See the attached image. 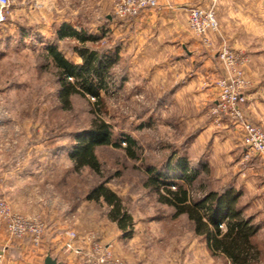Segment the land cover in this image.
Listing matches in <instances>:
<instances>
[{
  "label": "rangeland",
  "instance_id": "374dc122",
  "mask_svg": "<svg viewBox=\"0 0 264 264\" xmlns=\"http://www.w3.org/2000/svg\"><path fill=\"white\" fill-rule=\"evenodd\" d=\"M221 1L183 0L189 8L192 5L206 9L214 7L218 22V6ZM121 2L10 0L5 21L0 25V162L14 166L20 153L31 144L36 146L33 150L39 155L46 150L55 152L53 162H50L51 159L49 161L50 181L54 185L55 195L46 203L48 207L62 203L63 200L67 204L65 211L72 222L68 233H76L73 230V227H77L76 222L86 231L85 234L115 233L113 222L108 218L109 207L103 202L86 199L93 187L107 182V186L122 198L124 207L133 216L131 234H139L138 239L124 251L127 258L139 263L143 261V264H228L224 258L212 255L207 242L196 236L193 224L186 216L174 219L173 210L159 204L157 193L145 185L149 169L174 176L176 172L167 173V163L170 160L175 162L179 156H186L192 169L201 170L198 165L207 164L206 155L213 148L219 154L214 169L207 167L209 172L200 171L194 183L195 188L205 184L209 189L220 191L225 186H232L237 191L239 182L235 171L223 174L226 164L223 157L228 152V146H231L234 155L238 151L243 153L244 161L245 144L243 142V147L237 148L227 139L226 130L237 127L227 118L212 115L215 102L211 100L208 102V117L214 124L212 133L219 139L214 147H211L212 142L208 139L199 144L201 146L198 151H190L199 129L193 119L198 103L196 99L192 102L184 98L180 103H175L169 95H165L164 91L168 87L162 86V80L155 78L150 83L142 79L143 73L133 74L125 60L126 53H122L127 38V32H122V28H126L123 26L144 12L157 10L167 0H161L155 9H146L137 17L129 18L120 17L118 5ZM246 2L253 3V7L264 6V0ZM226 17L229 18L228 15ZM63 26L99 38L96 42L88 41L84 45L73 36L61 39L58 33ZM188 30L199 40L203 46L202 51L212 49L213 44L219 46L218 50L217 47L214 49L222 68V74L214 84L217 99V81L224 75L219 54L224 44H229L222 34L220 23L219 33L211 36L210 46L204 45L202 39L192 32L189 22ZM53 46L62 50L65 57L74 63L82 62L76 52L78 47H89L100 53L120 49L124 55H119L120 62L113 69L116 84L111 86L108 93H103L101 104L98 105L95 98L81 95L71 97L70 107L61 102L58 71L50 56V47ZM231 49L240 52L239 49ZM248 81L246 94L255 86L252 80ZM259 98L264 99V94ZM246 105L243 108L247 118L264 129V126L248 116ZM100 117L111 126L114 141L124 142L122 140L127 136L137 141L135 152L139 158H129L123 149L99 146L96 154L101 163V174L88 168L75 172L70 160L71 150L76 144L75 138L88 132ZM122 146H126V143H122ZM201 153H204L202 157ZM253 159L259 162L261 173L264 174V159L253 157L251 161ZM239 169L240 166H237L236 172ZM45 176L42 173L41 177ZM194 194L197 198L202 195L198 190ZM55 213L59 214L60 211L56 209ZM35 217L46 223L41 214ZM129 233L130 229L123 232L118 228V234ZM258 244L261 258L257 264H264V245ZM118 257L127 263L122 255Z\"/></svg>",
  "mask_w": 264,
  "mask_h": 264
},
{
  "label": "crops",
  "instance_id": "0c3cea01",
  "mask_svg": "<svg viewBox=\"0 0 264 264\" xmlns=\"http://www.w3.org/2000/svg\"><path fill=\"white\" fill-rule=\"evenodd\" d=\"M237 1L223 0L219 3L220 29L231 48L239 49L250 58L245 72L255 86L247 91L248 102L245 109L254 122L264 126V99L259 98L264 94V6L253 7V3L246 2L248 0ZM188 9L189 5L183 0H167L157 10L144 12L139 18L126 23L123 26L126 28H122V32H127L122 53H126L125 60L133 74L143 73L142 79L149 80L150 83L155 78L162 80V86L168 87L164 91L165 95H169L175 103H180L184 98L191 99L192 102L196 99L198 103L193 119L199 129L190 146V151L195 153L203 140L210 139L211 147H214L219 139L212 133L214 124L208 117V102L217 100L214 84L221 76L222 68L214 50L216 47L218 50V44H213L212 49L204 52L199 40L189 32ZM225 15L229 18H225ZM122 53L120 55H124ZM226 133L233 146L243 147V133L240 129H227ZM27 148L20 153L14 166L0 162V191L14 212L25 216L41 214L45 218L47 229L42 243L35 246L29 237L11 238L6 225L0 223V264H45L47 256H51L59 264H85L82 254L66 249L67 242L71 241L68 230L72 223L65 211L67 204L63 200L62 203L48 207L46 203L55 195L49 171V161L51 159L50 162H53L55 152L46 150L39 155L33 150L36 146L31 144ZM227 149L228 152L223 157L226 163L223 174L235 171L239 182L238 207L259 226L256 241L264 245V174L261 173L258 161L253 159L244 162L243 153L238 151L234 155L230 150L231 146ZM217 153L212 148L206 155V165L211 170L217 162ZM202 154L204 153L200 154L201 157ZM237 166H240L238 172ZM42 173L46 175L44 178L41 177ZM40 177L42 179L37 180ZM56 209L60 211L59 214L55 213ZM76 224L77 227H73V230L76 231L77 238L72 243L87 250L90 247L87 240L90 234H85L86 231L78 222ZM112 227L114 234L93 235L117 256L126 258L128 264H143V261L139 263L134 259L130 260L124 252L138 239L139 234L127 238L124 234H118L115 223H112Z\"/></svg>",
  "mask_w": 264,
  "mask_h": 264
},
{
  "label": "trees",
  "instance_id": "16d2710c",
  "mask_svg": "<svg viewBox=\"0 0 264 264\" xmlns=\"http://www.w3.org/2000/svg\"><path fill=\"white\" fill-rule=\"evenodd\" d=\"M70 28L63 26L58 33L59 37L62 39L68 35L73 36L83 45L88 41L96 42L99 38L86 35L83 31H72ZM76 52L82 60L81 63L67 59L58 47H50V56L58 71L59 98L66 107H70L73 95L90 96L99 105L103 101V93H108L111 86L116 84L113 69L120 62V49L100 53L82 46L76 48ZM75 141L70 153L75 172L88 168L98 175L101 174V163L96 154L99 146H113L123 149L133 160L139 158L135 152L137 141L131 136L125 137L122 140L124 142L114 141L111 126L101 117L88 132L76 136ZM122 143H126V146L123 147ZM198 166L201 170L192 169L188 158L179 156L175 162L170 160L167 163V173L176 172L174 176L149 169L145 186L157 193L159 204L173 210L174 219L181 216L188 218L193 224L196 236L207 242L214 257H222L228 264H257L261 258V250L256 241L259 226L238 207L239 193L232 186H225L220 191L209 189L205 184L195 188L194 183L199 178L200 171L209 172L206 165L200 163ZM195 190L202 195L197 198ZM86 199L105 203L110 209L109 220L123 232L130 229L125 237L130 238L133 235V216L124 207L122 198L107 186V182L93 187L87 193Z\"/></svg>",
  "mask_w": 264,
  "mask_h": 264
},
{
  "label": "built area",
  "instance_id": "2783aa9c",
  "mask_svg": "<svg viewBox=\"0 0 264 264\" xmlns=\"http://www.w3.org/2000/svg\"><path fill=\"white\" fill-rule=\"evenodd\" d=\"M161 0H122L118 5L120 17H137L146 9H155ZM10 6V0H0V25L5 21V12ZM188 22L194 34L200 37L206 46L212 44L211 36L219 33V22L214 7L203 8L192 5L188 9ZM223 64L224 75L217 81L218 98L212 108V115L217 118H227L243 133L246 153L244 161L253 157L264 159V129L250 121L243 106L247 103L246 90L249 86L244 68L250 63L249 56L244 52H236L229 45L224 44L219 54ZM0 223H4L13 239L29 237L35 246L42 243L47 225L40 218L25 216L16 213L10 207L8 200L0 191ZM223 228H225L223 226ZM71 241L67 242L66 249L82 254L85 264H127L110 248L102 244L93 234L88 241L89 249L75 246L72 240L77 238L76 233H69Z\"/></svg>",
  "mask_w": 264,
  "mask_h": 264
},
{
  "label": "water",
  "instance_id": "95a60500",
  "mask_svg": "<svg viewBox=\"0 0 264 264\" xmlns=\"http://www.w3.org/2000/svg\"><path fill=\"white\" fill-rule=\"evenodd\" d=\"M45 264H59V263L57 262V260H55L51 256H47V258L45 260Z\"/></svg>",
  "mask_w": 264,
  "mask_h": 264
}]
</instances>
